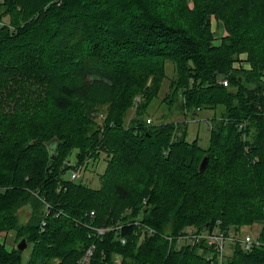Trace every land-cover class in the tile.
Instances as JSON below:
<instances>
[{"label":"trees","instance_id":"1","mask_svg":"<svg viewBox=\"0 0 264 264\" xmlns=\"http://www.w3.org/2000/svg\"><path fill=\"white\" fill-rule=\"evenodd\" d=\"M222 1H3L13 8L10 19L16 7L27 13L18 12L22 25L0 28V81L33 73L47 82L48 98L41 87L15 81L8 111L0 108V264H79L91 244L87 264H216L214 244L180 234L218 227L235 239L223 264H264V4L240 0L235 10ZM211 18L226 30L219 45L211 42ZM169 42L175 47L165 48ZM240 52L251 70H231ZM167 62L175 71L168 89L182 112L220 110L207 148L187 139L185 121L147 124L142 117L139 107L161 89ZM144 84L126 129L124 110ZM47 99L68 111L53 128L36 124ZM67 142L77 143L75 161L64 148L55 172L50 165ZM100 153V189L63 178ZM23 205L31 211L20 221ZM255 223L260 244L244 250L242 227ZM97 227L106 229L101 236ZM7 231L14 235L8 244ZM22 238L31 244L25 263Z\"/></svg>","mask_w":264,"mask_h":264},{"label":"rangeland","instance_id":"2","mask_svg":"<svg viewBox=\"0 0 264 264\" xmlns=\"http://www.w3.org/2000/svg\"><path fill=\"white\" fill-rule=\"evenodd\" d=\"M3 1L0 0V21L4 23L3 26L11 28L13 26L22 25L23 20H22V18H19V20H18V17L20 16L18 14V12L27 13L25 11V9H23L22 6L19 8L16 7L17 15H14L15 18L10 19L11 14L9 15L6 13L11 12L13 10V8H6V6H4ZM239 2H242V1H240V0H224V1H222L223 5L225 7L227 6L229 8H234L235 10H237L236 5ZM262 4H264V0H262ZM209 27H210V31L213 33V37L211 39L212 44L219 45L221 38L226 33L225 28L223 26L219 27V20L218 19L216 20L214 18H211ZM168 44L169 45H167L165 48H167V47L168 48H174L175 47V45L170 43V42ZM158 48L163 49L164 47L162 48V45H159ZM1 54H4V56H2ZM46 55L47 54L45 53V54H42L41 56L46 58ZM0 56L3 57L0 60V63H2V62H4V59L6 58L5 52L1 51ZM48 57H49V55H48ZM140 58L142 59L143 57H140ZM174 59L178 60L176 58H174ZM22 60L28 61L27 57L26 58L23 57ZM22 60L20 62L21 64H22ZM170 62L166 63V66H165L166 71H165V77H164L165 80L163 79L164 81H162L163 84L161 86V89H159V91H157L153 97L150 96V100L148 102H146L145 106H144V104L142 105L144 107H142V106L139 107V110H142V112L144 113V115H142V117L144 119H146L147 124H149V122H156V123L157 122L158 123H160V122H162V123L163 122H172L174 125L177 124L180 126V124L182 125L181 122L185 121L187 124V139L189 141H191V140L196 138L197 143L201 148H207L208 142H209V137H210L211 120H212V118L217 116L216 113L220 110L214 111L211 108H206V109H203L202 111L198 112L197 115H191L189 112L184 113L186 111L182 112L178 108L180 101L178 99L174 98L172 96V94L170 93V90L168 89V84L170 83L172 78H174V76H175L174 66ZM251 68H252V66L248 60V56H247L246 52L238 53L235 56V58L232 62V66H231V70L249 71V70H251ZM29 74L32 77H29ZM29 74L26 72L23 75L21 73H19V74L17 73L15 75L9 74V75H6L4 77L2 76L3 78L1 77L2 80L0 81V98H1L0 99V108L3 107L4 111H6L9 108L10 90H11V88H19V86L17 84H15V81L22 83L23 86L25 87L24 89L27 88V90H30V91L33 90V88H35V86H37V89L39 87H41V90H42L41 97H47V94L45 93L46 92L45 88H47L45 83H47V82L46 81H40L39 82V81L35 80L36 76L33 73H29ZM39 76H41V75H39ZM223 78H227V77L222 76L219 78V80L223 79ZM260 78L264 80V75L260 76ZM14 79H19V80H14ZM149 83H150V78H148L146 80L145 84L147 85ZM145 84L143 86H141V89H135V91L132 95V98H133L132 100H134L132 107H130V109H128V110H124V112L126 113L127 119L124 120L123 124H124L126 129L128 128V125H129L128 123L130 122L129 120H131L132 117L134 116L133 112L137 108V103L139 102L137 100L140 97L139 94L141 91H143L146 88ZM251 87H252V85H251ZM14 91H16V94H17L19 92V89H14ZM170 94L172 97H170ZM44 108H45V110L42 113L41 118L36 122V124L38 126L41 125L42 123H44L45 126H49L50 128H53L55 123L62 122L64 120V116L68 112V111L67 112L66 111L61 112L58 110H54L49 99H47V102H46ZM102 108L104 110H106L108 108L107 103L103 104ZM218 116H220V114H218ZM216 118H218V117H216ZM245 123H246V121H245ZM54 130H56V129H52L50 131L53 132ZM84 134L86 135V133H84ZM245 137H246V134H245ZM245 137L242 138V140H245ZM125 141H127V140H125ZM67 144H68V142L66 144H64L63 146H60L61 149H59V151L57 150L59 152V154H58L59 158L56 159L50 165V168H54L55 172H57V170L61 166L62 160L64 161V158L61 155V151H64V148H66L67 150L71 149L70 154L66 156L67 160L70 161L71 163H73L75 161L76 153H77V149H78V148H76L77 143H75V144L71 143L68 145ZM201 160L199 161V164H200ZM254 160H256V159L253 158L252 162H255ZM68 161H66L67 164L69 163ZM105 165H106V158L104 157V153H100V155L98 156V158L96 160H93V159H91L89 161L86 160V164L84 167H83L82 163L79 164L78 168L80 171H78V176L73 181L75 183H82L85 186H88V187L93 188V189H100L101 188L102 173L104 171ZM69 175H70V170L65 171L63 178H67V177H69ZM234 198L236 199L237 202H239V200H241V199H239L238 196H236V197L234 196ZM142 203H144V200L142 201ZM30 211H31V208L28 205H23V206L19 207V209L17 210L18 219L20 221H24L25 219L28 218ZM259 227H260V225L257 223H255L251 226H243L242 228L244 230L240 233L241 237H244L246 235H250L252 238L257 240L256 236L258 234ZM217 229H218V231L220 230V233H224V232H222V230L219 227ZM187 231H190V232H193L194 234H197L198 237H200V240H202V242L207 243V240L203 239L201 237L202 232L206 231V230L196 231L194 229L193 230L187 229ZM193 233H190V234H193ZM4 235L6 237V240L8 241L7 244L13 240V236H14L13 232H11V231L10 232L9 231L4 232L2 234V239H3ZM180 236L186 237L188 235H186V234L184 235V233H181ZM200 240H198L197 242H199ZM225 243H228V241H226ZM228 244L231 245L230 243H228ZM226 246H227V244H226ZM231 246H233V245H231ZM30 249H31V244L28 243V245L24 248L23 253H22V262L23 263H25L27 258L29 257ZM233 250H234V246H233V248L230 247L228 249L227 256L232 255ZM209 254H211V253H209ZM209 254L207 252L206 258L208 257ZM223 260L224 259H222L220 262H218V264H223V262H224Z\"/></svg>","mask_w":264,"mask_h":264},{"label":"built area","instance_id":"3","mask_svg":"<svg viewBox=\"0 0 264 264\" xmlns=\"http://www.w3.org/2000/svg\"><path fill=\"white\" fill-rule=\"evenodd\" d=\"M58 4H59V2H58ZM3 25H4V23L0 21V28ZM219 82L225 86L228 85L227 78L220 79ZM78 171H79L78 166L71 169L69 179L74 180L78 176ZM90 215H94V212L91 211ZM105 230H106L105 228L97 227V228H95V233L97 236H101L105 232ZM149 232L152 233L153 231L150 229ZM186 237L192 242V244L194 242H197L198 240H200V237H198V235L194 234V233L190 234ZM201 237L203 239L207 240L208 245H210V244L215 245V247L218 251V255L216 256V260H217L216 264H218V262H220L222 259H224L227 256V252L229 249L228 243H232L235 241L234 237L231 234L226 235L224 233H220V230L218 231L217 228L210 231V232L203 231L201 234ZM168 238L171 240L170 236ZM183 239L186 240L185 237H183ZM253 239L254 238H252L250 235H246L244 237H241L239 240L240 245L242 246V248L244 250H249V249H251V247L253 245H259L260 244V242L258 240H255V239L253 240ZM122 241H124V240H122ZM182 241H184V240H182ZM226 241H228V243H225ZM226 244H227V246H226ZM94 248H95L94 244H91L89 247H87V249L84 251V253L80 259L79 264H87L88 263V259L92 255Z\"/></svg>","mask_w":264,"mask_h":264},{"label":"water","instance_id":"4","mask_svg":"<svg viewBox=\"0 0 264 264\" xmlns=\"http://www.w3.org/2000/svg\"><path fill=\"white\" fill-rule=\"evenodd\" d=\"M52 147H53V146H52ZM206 163H207V156H204V157L202 158L200 164H199V170H200V171L205 167ZM66 164H67V163H66ZM25 247H26V241H25L24 238H22V239L19 241V243H18V245H17V248H18L19 250H24Z\"/></svg>","mask_w":264,"mask_h":264}]
</instances>
